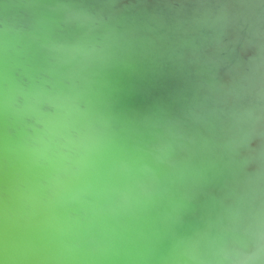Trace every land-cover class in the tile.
<instances>
[{
	"label": "water",
	"instance_id": "obj_1",
	"mask_svg": "<svg viewBox=\"0 0 264 264\" xmlns=\"http://www.w3.org/2000/svg\"><path fill=\"white\" fill-rule=\"evenodd\" d=\"M0 264H264V0H0Z\"/></svg>",
	"mask_w": 264,
	"mask_h": 264
}]
</instances>
